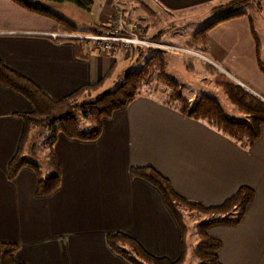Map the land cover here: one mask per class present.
<instances>
[{"label": "crops", "instance_id": "1", "mask_svg": "<svg viewBox=\"0 0 264 264\" xmlns=\"http://www.w3.org/2000/svg\"><path fill=\"white\" fill-rule=\"evenodd\" d=\"M141 1L153 12L199 15L213 12L214 0ZM121 8L105 0L99 23H74L75 32L84 35L107 25ZM57 33L51 19L0 0V61L51 99L93 84L111 64L116 69L118 62L127 68L139 66L117 50L96 60L90 45L77 53L72 43L45 36ZM206 40L205 62L264 103V75L257 67L246 18L213 26ZM158 89L155 84L144 86L125 108L101 120V132L92 142L58 135L53 153L59 187L38 197L30 168L7 177L23 127L19 115L30 112L31 106L0 85V240L17 246V262L127 264L108 248L106 236L111 233L125 234L148 255L174 262L179 257V230L172 214L155 188L128 175L130 168L149 167L177 196L205 206L220 204L239 186L251 188L254 197L242 223L236 228L212 227L208 235L221 243L216 254L220 264H264V126L258 140L244 149L204 122L167 107V91L158 96Z\"/></svg>", "mask_w": 264, "mask_h": 264}, {"label": "trees", "instance_id": "2", "mask_svg": "<svg viewBox=\"0 0 264 264\" xmlns=\"http://www.w3.org/2000/svg\"><path fill=\"white\" fill-rule=\"evenodd\" d=\"M18 7L53 19L61 25V32L74 31V27L64 20L53 16L43 8L40 1L53 3H70L75 7L88 11L91 0H9ZM250 0H229L227 3L213 8L226 10L225 15L218 17L213 22L191 34L184 48L201 54L207 52L206 33L213 26L236 17H245L255 45L256 63L259 71L264 75V69L258 58L260 43L253 27V20L249 14L239 9L248 4ZM139 7L149 16H153L145 5L139 1ZM256 3V2H255ZM256 9L264 13L263 3L255 4ZM60 32V33H61ZM156 36L153 40L156 41ZM80 53L79 46L74 48ZM144 53L137 55V62L141 63ZM163 55L155 53L145 58L138 69L127 71L119 84L112 90L102 92L90 101H81L87 94L98 91L103 83L110 80L115 70L114 65L108 67L102 77L90 85L78 87L70 94L60 98L51 99L43 93L32 81L21 76L5 66L0 61V85L13 91L25 99L31 106V111L20 114L23 127L20 135L17 151L7 166V177L12 179L18 171L24 167L30 168L35 174L36 181L34 194L38 197L48 196L59 187V170L53 156L52 145L57 136L73 139L80 142H92L97 139L101 131V120L109 117L113 112L125 108L138 95L141 86L149 79L159 83L168 90L165 105L174 107L183 117L193 121L204 122L209 128L226 136L233 142H240L244 149L250 147L259 138V129L264 126V103L246 92L234 82L227 80L225 76L207 63H200L201 69L212 78L214 86L218 87L227 102L243 115V119L235 120L226 117L218 102L207 96H196L192 100L183 97L179 92L178 84L167 75L165 71ZM184 69L193 72L191 60L184 61ZM87 123V130H82L80 122ZM33 127H40L46 131L41 149H47V164L52 173L42 177L39 167L24 153L27 148V140ZM32 147V146H31ZM129 178L139 179L155 188L163 198V201L172 214L179 230V257L174 262L165 259H157L148 255L143 248L131 237L122 233H111L106 236V244L110 251L122 258L127 264H182L186 254V232L183 222L182 210L195 211L206 216V219L197 223L194 227L196 244L192 251L194 264H220L217 252L221 243L208 235L212 227H238L253 200L254 192L247 186H239L233 194L225 198L215 206H205L200 202L191 201L177 196L171 190L168 182L149 167L130 168ZM17 246L0 240V264H22L15 260Z\"/></svg>", "mask_w": 264, "mask_h": 264}, {"label": "rangeland", "instance_id": "3", "mask_svg": "<svg viewBox=\"0 0 264 264\" xmlns=\"http://www.w3.org/2000/svg\"><path fill=\"white\" fill-rule=\"evenodd\" d=\"M136 1L143 3L141 0H111V5H115L117 8L122 7L121 9L117 10V12H120L119 15L120 18L119 24L121 30L120 36L127 37L126 34L130 33L132 36H135L139 41L158 44L165 48H160V49H154L152 47L132 48V47H121L119 45H114L113 47L109 46L102 51L98 50L99 51L98 52L97 46H101V44L96 45L91 41L85 40L84 37L100 36L102 38H105L108 35L107 30L116 23V20L112 19L105 26H96L98 28H95V30H93L92 32H87L88 34H84V35H81V32L80 33L75 32L76 30L73 24L75 23V26H78V24L91 22L92 24L97 25L101 19V11L105 6V0H91V6L88 11H83L75 7L74 5L66 2L64 3H53V2H44V1L39 2L40 4L43 5V8L49 11L53 16L64 20L65 22L69 23L70 26L74 27V31H70L66 29L67 31H64L62 33L61 25L59 22L56 23L51 18L42 15L39 16L47 19H51V21L55 24V28L57 32L59 33L61 32L60 35H73L78 38H74L71 40L63 37L62 38L52 37V34H47L45 36L50 37L53 40H59L61 42L68 41L73 44L74 48L76 46H79V48L81 49L85 47L84 44L90 45L92 46V48H94V52H95L94 57H96V60L98 58L102 59V58H106L107 56H111L112 50H117L122 53H125L123 56H128L132 60L135 59L137 60L136 58L137 55L140 53H144L143 54L144 58L141 60V63L145 58H147L152 54L155 53L162 54L166 65L165 71L167 75H169V77L178 84L179 92L183 97L187 98L188 100L191 98L193 99L196 96L210 97L219 103L227 118L235 119V120L243 119V115L235 111V109L227 102L222 91L218 87L214 86L212 78L209 75H207L201 69V67L198 66V64L200 63H207L205 62V57L204 60L201 59L200 57V56L203 57L204 54L192 52L191 50H187L184 48L185 43L188 41L192 33L203 28L209 23L213 22L218 17L225 15L226 10H215L213 12L205 11L199 13V15H193L187 11L173 12L172 14H162L157 11L153 12L152 11L153 9L151 10V8H149L145 3H143L145 7L149 10V12L153 14V16H149L139 7L138 2L136 3ZM228 1L229 0H214L212 2L211 7L214 8L223 5ZM263 1L264 0H250L248 4L242 6L239 9V11H244L253 17L254 30L258 36V40L260 43L258 58L260 61L262 60L261 61L262 68H264V13L260 11L261 9L260 10L256 9L255 4L256 3L261 4L263 3ZM117 5H120V7ZM156 29L158 30L156 31ZM102 32H106V35L102 36L104 34V33L101 34ZM154 36H156L157 38L156 41L153 40ZM119 58L120 56L116 57V59ZM187 59L192 61V66L194 69L193 72H188L184 69V61ZM118 63L119 64L117 69L116 66H114L115 70L110 80L103 83L102 87L95 93L87 94L84 98H79L76 102L79 103L81 101H90L93 100V98L100 95L102 92L112 91L119 84V82L122 80L124 74L127 71L129 72L135 71L136 69H138V67L141 64L140 62H138L139 66L134 68L129 66V68H127L125 64H121L120 62ZM207 64L211 66L209 63ZM123 67L126 68L124 69ZM211 67L214 68L213 66ZM125 70L127 71L124 73ZM102 75L100 76V78L102 77ZM100 78H98V80ZM226 79L230 80L227 77ZM154 84L157 88H159L156 92L158 96L162 94L164 90L168 92L166 88L161 86L152 78H149L142 85V87L139 89V92L140 93L143 92L144 86L150 89L154 87ZM22 114H26V113H22ZM80 123H81L80 124L81 129L87 130V123H85L83 120H81ZM46 135L47 133L45 130L40 129V127H33L30 131L27 140L28 146L27 148L24 147V153L28 157V160L33 161L39 167V170L43 176H47L46 174L47 169H49V175H51L50 173L51 167L47 164V156H46L47 149H41L40 147V145L44 142V137ZM52 152H53V145H52ZM181 214L183 217L184 225L188 230L186 232L187 251L185 254V259L183 260L182 264H194L195 261L192 258V251L194 249L197 239L193 231L195 225L206 219V216L201 215L195 211H187V210H182Z\"/></svg>", "mask_w": 264, "mask_h": 264}, {"label": "built area", "instance_id": "4", "mask_svg": "<svg viewBox=\"0 0 264 264\" xmlns=\"http://www.w3.org/2000/svg\"><path fill=\"white\" fill-rule=\"evenodd\" d=\"M120 12H117L114 16L113 19L116 20V23L107 30L108 35L105 38L102 37H97V36H89V37H84L85 40L91 41L92 43L99 45L101 44V46H97V51H102L105 50L107 47L111 46L113 47L114 45H119L121 47H132V48H144V47H152L154 49H160V48H165L161 45L158 44H154V43H147V42H142L139 41L135 36H132L130 33H127V37H121L120 33V18H119ZM104 33V34H103ZM101 34H103L102 36L106 35V32H102ZM52 37H60V38H66V39H74V38H78L76 36L73 35H60V34H52ZM90 43V42H87ZM95 48V49H96ZM98 51V52H99ZM201 59L204 60V58L202 56H200Z\"/></svg>", "mask_w": 264, "mask_h": 264}]
</instances>
